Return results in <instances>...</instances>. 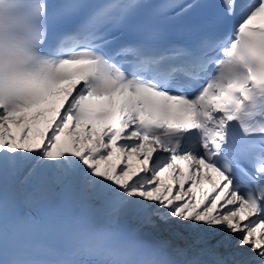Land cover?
<instances>
[{
    "label": "snow or ice",
    "instance_id": "6c2138e0",
    "mask_svg": "<svg viewBox=\"0 0 264 264\" xmlns=\"http://www.w3.org/2000/svg\"><path fill=\"white\" fill-rule=\"evenodd\" d=\"M261 17L264 0H0V264H264Z\"/></svg>",
    "mask_w": 264,
    "mask_h": 264
},
{
    "label": "bare ground",
    "instance_id": "6f19581e",
    "mask_svg": "<svg viewBox=\"0 0 264 264\" xmlns=\"http://www.w3.org/2000/svg\"><path fill=\"white\" fill-rule=\"evenodd\" d=\"M37 111H45V110L40 108V109L36 110L35 112H37ZM35 112H33L32 115L35 114ZM48 118L50 119L51 116L49 115ZM42 120H43V119H42ZM46 127H47V125H46V123H45V124H44V128H46ZM167 175H168L167 172L162 174L163 178L165 179V183H173V181H172V182H168V181H167V179H166V176H167Z\"/></svg>",
    "mask_w": 264,
    "mask_h": 264
}]
</instances>
